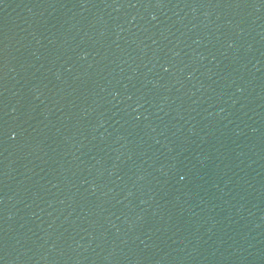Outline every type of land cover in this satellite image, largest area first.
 <instances>
[{"label":"water","instance_id":"obj_1","mask_svg":"<svg viewBox=\"0 0 264 264\" xmlns=\"http://www.w3.org/2000/svg\"><path fill=\"white\" fill-rule=\"evenodd\" d=\"M0 264H264V0H0Z\"/></svg>","mask_w":264,"mask_h":264}]
</instances>
